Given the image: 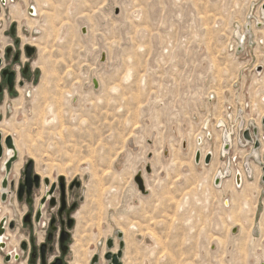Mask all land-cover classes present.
<instances>
[{
  "label": "rangeland",
  "instance_id": "rangeland-1",
  "mask_svg": "<svg viewBox=\"0 0 264 264\" xmlns=\"http://www.w3.org/2000/svg\"><path fill=\"white\" fill-rule=\"evenodd\" d=\"M15 3L24 11L20 42L36 44L35 71L26 92L6 100L0 129L16 137L19 172L33 158L43 179L81 181L71 243L82 240L87 264L95 253L106 263L118 231L123 264L264 262L262 172L248 146L255 171L241 188L233 173L217 187V174L236 171L240 160L224 157L222 132L207 128L225 99L253 108L264 90L255 69L264 62V0H14L0 31ZM1 39L10 41L5 32ZM242 86L243 96L235 94ZM236 122L229 132H239ZM198 148L213 151L210 164L195 161ZM140 169L149 194L135 182ZM24 212L14 209L20 228L6 240L11 249L42 230L22 226ZM4 256L0 264H16Z\"/></svg>",
  "mask_w": 264,
  "mask_h": 264
},
{
  "label": "flooded vegetation",
  "instance_id": "flooded-vegetation-1",
  "mask_svg": "<svg viewBox=\"0 0 264 264\" xmlns=\"http://www.w3.org/2000/svg\"><path fill=\"white\" fill-rule=\"evenodd\" d=\"M10 1L14 2V0H0V20L3 19L5 8L8 9L10 7ZM29 10L31 14L35 13V15H37L38 13L36 5L32 6ZM25 12L27 13V11ZM23 13L24 11L20 10L18 3L11 5L10 14H13L14 19H12L8 29L0 31V121L3 120L5 116L3 107L6 104V100L10 96L20 93V88L25 90L26 87L24 86L26 80L29 79L33 71H35L31 60L37 53V49L34 46L36 44L29 40L22 44L20 42L21 35L19 33V27L16 24L17 21H21V14ZM4 32L5 36H7L10 41L3 46V44H1V38ZM261 126V128H257V136L264 134V122ZM1 130L2 129H0V134L3 153L0 157V206L3 209L2 214H6L4 213V205H7L12 210L11 213L7 212L10 217L7 215L1 217L0 215V222L5 219L3 225L4 231L0 234L1 237L5 238L0 241V250L5 252V262L16 264H70L71 261L68 260V255L71 251L73 252L71 242L74 239V231L77 226L76 214L80 211L79 202L81 195L78 189L81 187V181L77 180L67 183L64 178H60L58 182H51L49 179V183H46L43 177H41L39 184L36 185L33 183L29 192H27L28 190L25 187L22 192V197L19 198L20 184L24 183L25 180L26 164L29 160H33V158L27 160L21 172L17 171L16 164L20 159V153L16 137L9 132L4 133V131ZM225 133H227V131L222 133V139L226 142L224 149L226 153L229 149V141L233 146L239 145V132L237 128L230 131V138L224 137L223 135ZM10 135L13 137L14 147L8 148L6 138ZM245 139L249 140V143H251V138L245 137ZM249 143L246 144V148L249 146ZM250 147L251 146H249V149ZM246 148L245 151L248 150ZM252 148L251 154L256 165L262 172L260 183L264 188V181L262 179L264 176V144L257 138ZM7 150L12 151V153L8 155ZM211 154L213 159V153L211 152ZM8 161H11L9 171L6 168V163ZM252 169L255 171L254 166H252ZM18 174V178L15 179ZM33 174L40 175L36 170H33ZM46 176L48 175H45V177ZM5 179L8 180L6 187L3 186V181ZM241 181H243L242 178ZM11 182H13L14 185H11ZM5 191L7 192V197L3 199L2 196ZM72 194H74L75 198L71 199L70 195ZM20 206L25 209L22 216V226L33 228V226L38 224L42 227V230L41 232H37L36 230L32 231L28 238L22 239L19 245L16 244L11 249L9 248L11 245L10 242H6V240L9 239V236L15 237V233L11 231L20 228L16 220L12 218L14 213L13 209H18ZM12 222L14 224L13 227L10 226ZM7 233L9 236H7ZM12 240H14V238H12ZM9 250L13 251L11 252ZM100 261L101 255L96 264Z\"/></svg>",
  "mask_w": 264,
  "mask_h": 264
},
{
  "label": "built area",
  "instance_id": "built-area-1",
  "mask_svg": "<svg viewBox=\"0 0 264 264\" xmlns=\"http://www.w3.org/2000/svg\"><path fill=\"white\" fill-rule=\"evenodd\" d=\"M32 16H35V13H33ZM255 69L258 74L257 77H259L257 78V80L259 82H262L264 79V62H256ZM234 92L235 94L238 93L240 96H243L244 87L243 86L241 87L240 92H238L237 89ZM228 93L231 94V91L228 90ZM258 93H259V101L254 102L256 105L253 108H251V105H254V104H249V103L245 104V102L241 100L233 103L232 101H227L225 99V101L223 102L224 103L223 107H221L222 109L220 113L217 116H213L214 121L213 119H211L210 123L207 126V128L209 127L208 129L215 130L216 129L215 127H217L222 133L227 131V133L229 134L228 128H229L230 119L234 118V120L237 121L236 123L240 125L238 146H233L231 142L229 141V149L225 153L224 149H225L226 142L223 139L221 140L222 142L221 148L223 151V156L229 157L230 154H233L230 156V158L233 159L234 162H237V160L239 162L240 160L239 162L240 165L238 166L236 171L231 172L229 169H225V172H224L226 173L227 170L229 171L228 173H226L227 176L228 175L230 176L233 173L235 182H237V177L240 176V179L242 178L243 181H240V183H237L238 185H242L246 177L251 176L252 173H249V170L253 166L251 162L246 159L247 151L245 152L244 150L246 148V144L249 143V140L245 139L244 133L246 131H249L250 136H251V143H249V146H251L250 152H249L250 154L252 153V150H253L252 147L254 145L255 139L258 138L262 142V144H264V134L263 135L261 134L258 136L256 134V131L258 130L257 128H261L262 127L261 125H263V122H264V111L263 112L261 111L262 110L261 106H264V90H260ZM246 113H248L249 117H246L245 119H243ZM251 157L253 158L252 154H251Z\"/></svg>",
  "mask_w": 264,
  "mask_h": 264
},
{
  "label": "water",
  "instance_id": "water-1",
  "mask_svg": "<svg viewBox=\"0 0 264 264\" xmlns=\"http://www.w3.org/2000/svg\"><path fill=\"white\" fill-rule=\"evenodd\" d=\"M102 60H105V54H103L102 56ZM94 82H95V85L98 86V81L97 79L95 78L94 79ZM245 137L247 138H251L250 136V133L249 131H246L244 133ZM6 143H7V146L8 148H11V147H14L13 145V137L10 135V136H7L6 138ZM15 149V148H14ZM3 153V148H2V145H1V134H0V157ZM149 157H152V154L150 153L149 154ZM202 160V153L200 150H197L196 152V155H195V161L197 163H200ZM212 160V154L211 152L207 153L205 156H204V161L206 164H209ZM10 167H11V161H8L6 163V168L7 170L9 171L10 170ZM33 170H35V162L33 160H29L28 163L26 164V169H25V180H24V183L20 184V191H19V198L22 197V192H23V189L26 187L27 188V192L30 191L31 187L33 186V183H35L36 185L39 184L40 180H41V176L39 174H33ZM152 171V166L150 163H147L146 164V172L148 173H151ZM63 177H61L62 179ZM263 181H264V176H263ZM44 181L46 183H49V178H44ZM241 179H240V176L237 177V183H240ZM135 182L139 188V190H141V192L143 194H149V189L147 188V185H146V182H145V177H144V173H143V170L140 169L138 171V173L136 174L135 176ZM7 183H8V180L5 179L3 181V186L6 187L7 186ZM11 185H14L13 182H11ZM264 190V189H263ZM3 199H5L7 197V192H3ZM6 218V217H5ZM5 223V219H3L1 222H0V234L3 233L4 229H3V225ZM13 222L10 224L11 227H13ZM117 236L119 237L120 239V242H119V248L114 251L113 248L115 246V240L113 238H109L107 240V252L104 253V258L106 259V263L105 264H123V260H122V257H123V250L125 248V240H123V231H118L117 232ZM99 254H95L93 256V258L91 259V264H96L99 260ZM261 264H264V262H262Z\"/></svg>",
  "mask_w": 264,
  "mask_h": 264
},
{
  "label": "bare ground",
  "instance_id": "bare-ground-1",
  "mask_svg": "<svg viewBox=\"0 0 264 264\" xmlns=\"http://www.w3.org/2000/svg\"><path fill=\"white\" fill-rule=\"evenodd\" d=\"M262 14L264 15V10L262 11ZM237 35H238V37L239 38H244V34L243 33H241L240 31H237ZM241 39V40H242ZM48 81V80H47ZM46 120L48 121V123L50 124V123H52L51 121L52 120H55V114L54 113H52V116L51 117H48V118H46ZM46 123V122H45ZM8 124H10V123H8ZM4 130V129H3ZM4 133H5V131H4ZM208 135V139H212V135L211 134H207ZM224 137H228V138H230V135L228 134V133H225L224 135H223ZM15 140V139H14ZM202 140H203V138H202V136H201V138H199L198 139V143L199 144H201L202 143ZM16 143V142H15ZM197 150H200L201 151V153H202V160H203V155L205 156L207 153H209V152H212L213 153V151L212 150H209L208 152L205 150V149H203V151L201 150V148H198ZM207 152V153H206ZM7 153H8V155H10L11 153H12V151H10V150H7ZM206 153V154H205ZM214 154V153H213ZM201 160V161H202ZM253 171V169L251 168L250 170H249V173H251ZM229 171L227 170L226 171V173H228ZM226 173H223V172H219L218 174H217V180L215 181V185L217 186V187H219V186H221L222 184H223V180H224V178L225 177H227V175H226ZM260 173V172H259ZM45 176V175H44ZM144 177H145V180L147 179V176L145 175V173H144ZM235 184H236V186L238 187V188H241L242 187V185H243V183H242V185H238L237 184V182H235ZM149 188V187H148ZM229 199H225V204L227 205V206H229ZM2 208H1V206H0V215H1V217L2 216H4V215H6V214H2ZM14 210V209H13ZM11 211L12 210H8L7 208H6V206L4 207V213H7V212H10L11 213ZM80 211H78V213H79ZM77 213V214H78ZM0 217V218H1ZM81 232V231H80ZM10 233V232H9ZM11 234V233H10ZM7 236H9L8 235V233H7ZM79 236V235H78ZM80 236H81V234H80ZM14 237V236H13ZM84 238V237H83ZM5 238L4 237H1L0 236V241L1 240H4ZM15 239V238H14ZM85 240V239H84ZM79 241V244L78 243H76L75 244V246H73V253H74V259L72 260V262H71V264H87V261H86V259H85V254H86V252H84V250L83 249H85L82 245H81V241L82 240H78ZM76 242V241H75ZM74 244V243H73ZM87 245H89L88 243H87ZM86 245V246H87ZM115 248V247H114ZM9 251H13V250H9ZM115 251V250H114Z\"/></svg>",
  "mask_w": 264,
  "mask_h": 264
},
{
  "label": "crops",
  "instance_id": "crops-1",
  "mask_svg": "<svg viewBox=\"0 0 264 264\" xmlns=\"http://www.w3.org/2000/svg\"><path fill=\"white\" fill-rule=\"evenodd\" d=\"M16 170L17 171H19L20 170V165H19V162L16 164ZM6 206V208L8 209V210H11V208L10 207H8L7 205H4V207Z\"/></svg>",
  "mask_w": 264,
  "mask_h": 264
}]
</instances>
